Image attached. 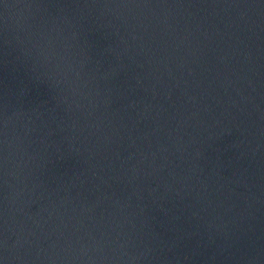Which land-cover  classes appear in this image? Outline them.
Listing matches in <instances>:
<instances>
[{
  "label": "water",
  "instance_id": "95a60500",
  "mask_svg": "<svg viewBox=\"0 0 264 264\" xmlns=\"http://www.w3.org/2000/svg\"><path fill=\"white\" fill-rule=\"evenodd\" d=\"M3 264H264V0H0Z\"/></svg>",
  "mask_w": 264,
  "mask_h": 264
},
{
  "label": "snow or ice",
  "instance_id": "6c2138e0",
  "mask_svg": "<svg viewBox=\"0 0 264 264\" xmlns=\"http://www.w3.org/2000/svg\"><path fill=\"white\" fill-rule=\"evenodd\" d=\"M0 264H3V262H2V261H0Z\"/></svg>",
  "mask_w": 264,
  "mask_h": 264
}]
</instances>
